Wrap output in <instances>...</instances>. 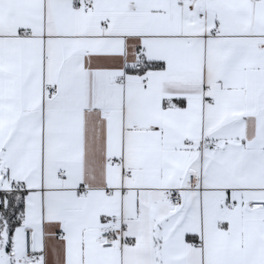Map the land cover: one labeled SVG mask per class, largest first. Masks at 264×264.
Listing matches in <instances>:
<instances>
[{"label": "snow or ice", "instance_id": "1", "mask_svg": "<svg viewBox=\"0 0 264 264\" xmlns=\"http://www.w3.org/2000/svg\"><path fill=\"white\" fill-rule=\"evenodd\" d=\"M0 264H264V0H0Z\"/></svg>", "mask_w": 264, "mask_h": 264}]
</instances>
